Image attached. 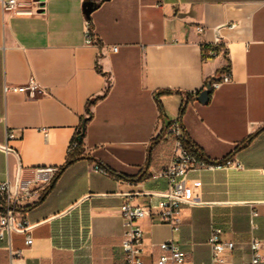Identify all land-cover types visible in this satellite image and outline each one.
<instances>
[{
	"label": "crops",
	"instance_id": "crops-1",
	"mask_svg": "<svg viewBox=\"0 0 264 264\" xmlns=\"http://www.w3.org/2000/svg\"><path fill=\"white\" fill-rule=\"evenodd\" d=\"M43 1L39 13L19 16L0 4V181L15 183L19 163L23 177L59 170L84 126L82 158L25 207L30 228L0 242V264L9 245L21 252L13 264L122 262L121 207L155 205L166 192L175 120L204 157L233 165L189 173L178 231L152 217L137 222L145 264L170 239L187 264H213L214 226L236 245L225 264L248 262L250 241L264 242V131L238 147L264 127V0ZM87 20L99 45L86 44ZM218 38L228 57L205 60L202 46ZM229 70L231 81L200 102L196 92ZM31 77L44 93L6 91Z\"/></svg>",
	"mask_w": 264,
	"mask_h": 264
},
{
	"label": "built area",
	"instance_id": "built-area-1",
	"mask_svg": "<svg viewBox=\"0 0 264 264\" xmlns=\"http://www.w3.org/2000/svg\"><path fill=\"white\" fill-rule=\"evenodd\" d=\"M0 4L4 13L10 16L35 14L45 9L43 0H0ZM235 26V24H232L231 28ZM85 28L86 44L99 45L90 20L86 21ZM198 30L203 31L204 28L198 27ZM213 45L218 46L219 49L211 50L209 52L211 56L225 54L228 57V47L222 44L219 38ZM113 49L117 50V47L114 46ZM230 81L231 71L229 70L221 78L213 80L210 83V89L213 91ZM5 89L6 91L14 89L30 97L44 93V89L35 77H31L25 85L6 86ZM168 133L175 142L172 158L162 172V176L167 179L168 188L155 205H135L132 202H125L122 205L121 214L126 226L122 241L124 260L116 264H145L144 230L137 223L138 221L152 217L158 222L170 225L172 231L180 229L182 224V206L191 203L188 197V176L191 171L195 169H218L233 165L230 159L217 162L194 153L184 143L182 125L178 120L170 124ZM14 137L13 133L8 134V139H13ZM76 147L77 141L73 140L70 152L74 151ZM239 167L242 166L239 165ZM94 169L97 172L107 173L98 164L94 166ZM58 172L59 170L56 167H40L35 170L32 177H23L20 174L18 183L17 181L12 183L9 179L0 181V242L7 238L11 232L26 231L30 228V224L24 216L25 207L31 203L35 196H43L45 194L46 189L53 182ZM221 234V228L212 227L208 243L212 249L213 264H225L224 254L236 247L234 242L223 241ZM32 244L33 237L29 235L26 238V245ZM159 247L162 253L156 264H187V253L173 239L161 243ZM250 248L252 251L251 259L244 264H264V255L262 254L264 242L254 238L250 241ZM8 250L10 252V260L4 264H13L14 259L21 252L13 250L11 245L8 246Z\"/></svg>",
	"mask_w": 264,
	"mask_h": 264
},
{
	"label": "trees",
	"instance_id": "trees-1",
	"mask_svg": "<svg viewBox=\"0 0 264 264\" xmlns=\"http://www.w3.org/2000/svg\"><path fill=\"white\" fill-rule=\"evenodd\" d=\"M218 49H219L218 46H214L213 44H204L202 46L203 58L205 60L215 58L216 56H211L209 54V52L211 50H218ZM214 80H216V79H214ZM201 92L202 91H197L196 94H200ZM184 112H185V107L182 106V108L180 109V117L183 116ZM263 131H264V127L262 129H260L259 131H257L255 134L251 135L240 147H238V149H241V148L247 146L250 141H252L254 138H256ZM84 133H85V127L83 126L82 129L79 130L78 134L74 138V140L77 141L76 149L74 151H71V153L68 156L66 163L59 169L58 174L56 175V177L54 178V180L50 184V186L46 189L45 194L53 187V185L55 184V182L57 181V179L59 178L61 173L66 168H68L70 165H72L73 163L78 161L80 158H82L81 152H82V148H83L82 140L84 137ZM79 138H81V140ZM183 139H184V143L187 147H189L197 155L203 157V154L201 153V151L190 141L188 135L186 134V132L184 130H183Z\"/></svg>",
	"mask_w": 264,
	"mask_h": 264
},
{
	"label": "water",
	"instance_id": "water-1",
	"mask_svg": "<svg viewBox=\"0 0 264 264\" xmlns=\"http://www.w3.org/2000/svg\"><path fill=\"white\" fill-rule=\"evenodd\" d=\"M93 9H94V5H93L92 2H89V3L86 4V9H85V11H86L87 15H90V14L92 13ZM211 82H212V81L209 82V86H208V88L205 89V90H203V91L200 93V95L197 97V99H198L200 102H202V103H207V102L209 101V99H210V95H211V93H212V90L210 89V83H211ZM79 139L81 140V138H79ZM3 148H7V147H3ZM21 170H22V166H21V164L19 163V174H18V178H17V183H18L19 178H20Z\"/></svg>",
	"mask_w": 264,
	"mask_h": 264
}]
</instances>
